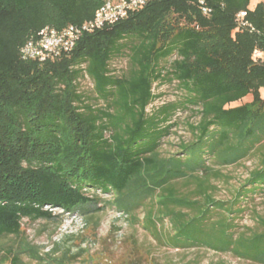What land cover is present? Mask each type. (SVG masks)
Masks as SVG:
<instances>
[{
  "label": "trees",
  "instance_id": "obj_1",
  "mask_svg": "<svg viewBox=\"0 0 264 264\" xmlns=\"http://www.w3.org/2000/svg\"><path fill=\"white\" fill-rule=\"evenodd\" d=\"M104 1L0 0V239L19 236L23 218H51L50 208L73 213L98 203L86 193L93 190L112 194L128 224L141 208L142 226L166 246L205 247L264 264V214L254 211V228L238 230L235 222L243 199L264 190V1L249 8L250 0H202L205 14L201 0H151L83 33L55 59H22L21 46L44 26L81 24ZM124 48L128 70L111 73L109 60ZM255 50L263 55L254 59ZM173 54L168 68L160 65ZM82 73L102 105L78 91ZM173 79L184 101L149 113L153 83ZM179 103L198 107L199 120L189 125L195 139L181 155L162 156ZM256 156L231 197L216 198L211 179L230 178L220 168ZM178 180L194 182V189L180 193ZM164 219L169 231L162 235ZM79 254L51 259L27 241L0 244V261L10 264H30L21 255L33 264H69Z\"/></svg>",
  "mask_w": 264,
  "mask_h": 264
},
{
  "label": "rangeland",
  "instance_id": "obj_2",
  "mask_svg": "<svg viewBox=\"0 0 264 264\" xmlns=\"http://www.w3.org/2000/svg\"><path fill=\"white\" fill-rule=\"evenodd\" d=\"M264 0H250L249 8L257 2ZM127 44L130 40H124ZM129 51L124 48L121 53L114 55L109 60L111 73L120 75L129 68ZM175 55L160 61V65L168 68ZM77 88L89 103L102 105L93 87L92 79L86 74L77 79ZM152 92L155 98L147 106L150 113L157 108L171 102H183L186 97L184 88L177 80L156 81L152 85ZM250 95L241 101L232 103L238 105L250 100ZM198 107L192 104L182 106L180 103L174 109L169 122L173 123L170 134L161 140L159 152L162 156L182 153V146L190 144L195 136L189 125L196 124L199 120ZM258 162V158L244 159L236 164L221 167V172L229 176L228 181L211 179L216 185L214 196L227 200L239 183L247 176L248 171ZM214 169L218 166L208 161ZM194 182L178 180L176 187L182 194H188L194 189ZM88 195L99 199L98 203H88L85 208L80 207L73 213L64 212L57 208H51L52 217L49 219L38 218L30 220L23 218L21 222V233L19 236H6L0 239V244L9 245L27 241L30 246H37L40 254L50 253L51 259L63 257L67 252L69 257L74 253L79 256L69 264H259L233 256L229 252H217L205 247L173 248L157 241L142 226L143 210L138 208L133 213L136 222L126 223L121 211L113 207L114 199L112 194H104L98 191L88 190ZM102 210H95L97 206ZM244 211L236 216L235 222L238 230L254 228V211L264 214V190L255 193L253 199L244 198L241 203ZM87 210H83L86 209ZM156 208V207H154ZM157 209V208H156ZM215 212H213V216ZM98 221V226L94 222ZM84 226L81 227V223ZM161 234L165 235L169 230V224L164 219L160 225ZM63 255V256H62ZM22 263L33 264L26 255H21ZM45 264H56L54 261L44 260ZM0 264H10L7 259H2Z\"/></svg>",
  "mask_w": 264,
  "mask_h": 264
},
{
  "label": "built area",
  "instance_id": "obj_3",
  "mask_svg": "<svg viewBox=\"0 0 264 264\" xmlns=\"http://www.w3.org/2000/svg\"><path fill=\"white\" fill-rule=\"evenodd\" d=\"M149 1L151 0H105L95 10L93 17L81 24H67L61 28H55L52 25L44 26L37 32L36 36L28 39L21 46L20 55L24 60H35L38 63L55 59L62 53L69 52L83 33L113 24ZM200 3L202 12L208 13L209 9L203 5L202 0ZM244 15L245 11H240L236 16L237 20L240 21ZM262 55L263 53L258 50L253 52L254 59ZM47 207L45 206V208ZM121 214L127 223L126 214L123 211ZM82 226H84V222L81 223Z\"/></svg>",
  "mask_w": 264,
  "mask_h": 264
},
{
  "label": "crops",
  "instance_id": "obj_4",
  "mask_svg": "<svg viewBox=\"0 0 264 264\" xmlns=\"http://www.w3.org/2000/svg\"><path fill=\"white\" fill-rule=\"evenodd\" d=\"M260 94H261V96L264 98V87H261V88H260Z\"/></svg>",
  "mask_w": 264,
  "mask_h": 264
}]
</instances>
